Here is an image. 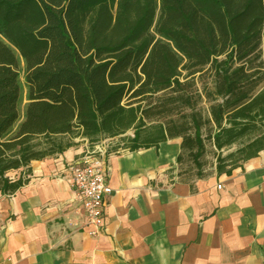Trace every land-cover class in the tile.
I'll return each mask as SVG.
<instances>
[{"label":"trees","instance_id":"trees-1","mask_svg":"<svg viewBox=\"0 0 264 264\" xmlns=\"http://www.w3.org/2000/svg\"><path fill=\"white\" fill-rule=\"evenodd\" d=\"M263 80L264 0H0V192L74 136L129 151L180 137L188 181L206 176L181 167L201 169L205 140L240 142L216 155L229 174L264 148Z\"/></svg>","mask_w":264,"mask_h":264},{"label":"crops","instance_id":"crops-1","mask_svg":"<svg viewBox=\"0 0 264 264\" xmlns=\"http://www.w3.org/2000/svg\"><path fill=\"white\" fill-rule=\"evenodd\" d=\"M68 139L27 174L7 173L27 180L0 192V264H264V148L229 174L189 181L178 175L180 137L112 153L104 227L88 235L67 173L86 143Z\"/></svg>","mask_w":264,"mask_h":264},{"label":"built area","instance_id":"built-area-1","mask_svg":"<svg viewBox=\"0 0 264 264\" xmlns=\"http://www.w3.org/2000/svg\"><path fill=\"white\" fill-rule=\"evenodd\" d=\"M113 138L89 143L67 167L70 184L80 202L88 235H97L104 227L105 209L112 193L108 182V158L121 151ZM118 147V148H117Z\"/></svg>","mask_w":264,"mask_h":264},{"label":"rangeland","instance_id":"rangeland-1","mask_svg":"<svg viewBox=\"0 0 264 264\" xmlns=\"http://www.w3.org/2000/svg\"><path fill=\"white\" fill-rule=\"evenodd\" d=\"M21 72H20V80H21V83H22V91H23V98H22V106L23 107H27L28 105V102L25 100V94H24V74H23V67H22V62H21ZM197 85L200 86V82H197ZM264 86V80L259 84L258 86V89H260L261 87ZM201 106L202 108H204V110H206L207 108V104L202 102L201 103ZM133 134V130H128L125 132L124 136H131ZM116 140H119L118 137L115 138L113 141L116 142ZM244 141V139H243ZM240 142H237L236 144H233L231 147H229L228 149H222L221 152L220 151H217L214 146L212 145L211 141L210 140H205V145H206V148H205V153L203 155V158H202V167L201 169H198L196 168L193 164H189V163H184L181 167L182 169H186L188 168V166H190V169H189V176L193 177L195 176L196 174V171L197 170H202L203 173L205 175H208L209 173H211L217 163V160H216V155L221 153L222 155H225L227 154L228 152L230 151H233L235 150L238 146H239Z\"/></svg>","mask_w":264,"mask_h":264},{"label":"bare ground","instance_id":"bare-ground-1","mask_svg":"<svg viewBox=\"0 0 264 264\" xmlns=\"http://www.w3.org/2000/svg\"><path fill=\"white\" fill-rule=\"evenodd\" d=\"M22 58V67H23V74H24V94H25V100L28 102V92H27V84H26V63L23 55H21Z\"/></svg>","mask_w":264,"mask_h":264},{"label":"water","instance_id":"water-1","mask_svg":"<svg viewBox=\"0 0 264 264\" xmlns=\"http://www.w3.org/2000/svg\"><path fill=\"white\" fill-rule=\"evenodd\" d=\"M27 107H28V109L30 110V108H29V99H28V105H27Z\"/></svg>","mask_w":264,"mask_h":264}]
</instances>
